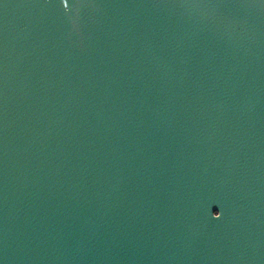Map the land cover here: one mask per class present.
Segmentation results:
<instances>
[{"label":"water","instance_id":"95a60500","mask_svg":"<svg viewBox=\"0 0 264 264\" xmlns=\"http://www.w3.org/2000/svg\"><path fill=\"white\" fill-rule=\"evenodd\" d=\"M0 264H264V0H0Z\"/></svg>","mask_w":264,"mask_h":264}]
</instances>
